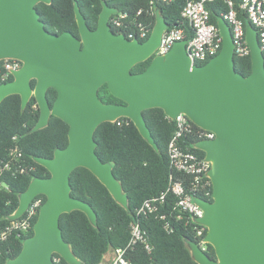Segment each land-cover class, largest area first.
Masks as SVG:
<instances>
[{
  "label": "water",
  "instance_id": "water-1",
  "mask_svg": "<svg viewBox=\"0 0 264 264\" xmlns=\"http://www.w3.org/2000/svg\"><path fill=\"white\" fill-rule=\"evenodd\" d=\"M50 2L0 0V61L22 63L12 72L11 81L0 84V103L18 95L24 110L33 97L39 116L31 132L45 128L50 116L68 126L65 148L56 149L51 158H33L49 177L31 179L8 219L21 217L39 195L45 201L32 236L4 264H53V254L66 264H81L62 238L59 218L81 211L96 227V214L88 203L70 195V174L77 168L87 169L128 209L127 195L112 166L95 152L94 132L102 123L127 118L158 152L142 114L152 108L161 109L171 120L183 114L196 127L214 134L212 140L194 144L210 163L211 200L193 201L203 210L197 223L206 228L204 241L213 248L215 258L186 241L191 258L197 264H264V57L253 27L245 28L251 71L244 77L235 70L234 44L223 18L217 20L220 51L205 64L192 65L186 40L176 42L164 55L152 56L169 27L158 10L149 37L140 42L111 29L109 19L116 9L105 2L95 29L88 28L74 2L79 37L70 32L51 34L35 9L39 3ZM148 59L143 72L131 73L132 67ZM103 85L123 104L103 103L98 97ZM48 89L56 92L51 107Z\"/></svg>",
  "mask_w": 264,
  "mask_h": 264
},
{
  "label": "trees",
  "instance_id": "trees-1",
  "mask_svg": "<svg viewBox=\"0 0 264 264\" xmlns=\"http://www.w3.org/2000/svg\"><path fill=\"white\" fill-rule=\"evenodd\" d=\"M150 0H51L46 5L39 3L35 9L40 21L44 23L47 32L60 35L70 32L79 37L74 15V2H77L86 25L90 30L95 29L101 3L105 2L117 12H126L128 22L145 24L148 32L155 23V11L169 27L182 29L185 39L192 37V31L181 18V10L186 1L197 0H154V12L151 11ZM210 22L217 26V20L223 18L228 7L223 0H214L205 3ZM234 9L244 28L250 25L246 15L239 8V1L234 0ZM141 14L136 16V12ZM147 37V38H148ZM146 38V39H147ZM146 39H139L144 42ZM150 59L136 64L131 69L132 74L143 72L150 63ZM207 61L200 63L205 64ZM0 62V70L2 69ZM235 70L242 76L249 75L251 61L249 55L240 57L234 55ZM0 71V84L12 80V77L3 78ZM32 87L34 82L31 83ZM98 97L103 103L123 104L116 99L103 85L98 89ZM56 98V92L48 89L46 99L51 107ZM145 123L158 148L154 151L140 136L133 123L127 118H120L115 122L100 124L94 132L96 142L95 152L103 163L112 166V173L121 184L127 195L128 209L121 207L109 194L107 189L87 169L77 168L69 177L70 195L88 203L96 214V227L92 226L87 216L81 211H72L62 214L59 218V228L63 240L69 245L74 256L81 264H99L103 256L110 250L124 248L130 238V225L139 223L145 234V243L133 246L125 254L127 264H197L191 258L186 241H193V226L189 217L181 213L177 207V197L167 193L162 201L155 203L156 210L144 217H136V210L146 200L159 199L169 183V178L182 181L189 186L191 177L180 172L169 170L167 146L171 139L175 124L167 119L159 108H152L142 112ZM39 116L38 107L32 97L24 110L20 108V97L10 95L0 103V163L9 158V151L17 147L26 163L33 165L35 171L31 175L11 177L2 175L0 185L4 184L7 190H0V228L9 223L8 217L18 206V196L24 192L31 179L47 178L48 171L36 164L34 157L51 158L56 149H63L67 145L68 126L60 119L50 116L48 125L40 130L31 132ZM194 129H197L193 125ZM196 138L186 135L183 138V147L188 148L201 158L204 153L192 147ZM211 186L209 193L211 195ZM210 195L198 197L211 200ZM42 204L43 195H39ZM37 217L34 218L32 227ZM33 230L16 238L12 236L2 246L0 264L15 258L22 248V241L31 237ZM206 234V233H205ZM145 244L150 248L146 250ZM206 255L214 259V251L207 245ZM62 264H66L61 259Z\"/></svg>",
  "mask_w": 264,
  "mask_h": 264
},
{
  "label": "built area",
  "instance_id": "built-area-1",
  "mask_svg": "<svg viewBox=\"0 0 264 264\" xmlns=\"http://www.w3.org/2000/svg\"><path fill=\"white\" fill-rule=\"evenodd\" d=\"M164 1L171 2L174 0ZM211 1L214 0L186 1L181 10V18L192 31L191 39H185V34L182 29L168 27L163 32L159 45L152 56L164 55L176 42L186 40V51L192 65H199L214 57L221 49L222 40L217 26L210 22L209 13L205 8V3ZM223 1L228 7V11L223 16V19L230 27V33L234 44V55L240 57L247 56L250 54V51L245 40V28L242 21L238 18L237 11L234 9V0ZM237 1H239V8L246 15L250 26L256 31L258 44L264 57V0ZM149 5V9L154 12V0H150ZM140 14V10L136 12V16ZM127 19L128 14L126 12L116 11L115 14L110 16L109 25L115 33L122 34L130 40L133 38L138 40L146 39L148 37L149 30L145 24H137L134 26V21L128 22ZM0 62L2 63V69L0 71L2 72L3 78L12 77V72L20 69L22 66V63L16 59H4ZM165 117L171 120L169 117ZM171 121L175 124V130L167 146L169 170L190 176L192 178L190 185L184 186L182 181H175L173 177H170L166 192L161 195L159 199L144 201L136 210V217H144L153 213L156 210L155 203L162 201L167 193L173 194L177 197L176 205L180 212L186 214L189 220L194 224L193 242L205 252L208 245L204 241L206 228L197 223V220L203 217V210L193 199L199 198L207 201V199L198 197L197 195L200 194L204 197L210 195L209 187L211 186V182L207 175L210 163L188 148L183 147V138L188 134L193 137L195 136L196 143L200 140H212L214 134L199 127L194 129V124L183 114L177 115L176 118ZM194 144L192 145L193 148ZM8 156L9 158L7 161L0 163V178L4 174L15 177L18 175H31L35 171L33 165L25 162L17 147L12 148ZM1 189L7 190V187L1 184L0 190ZM41 205L42 199L38 196L35 197L21 217L10 220L8 224L0 228V259L2 257V246L10 237L15 236L19 238L29 233L32 229L33 220L37 217ZM139 243H145V234L139 223L133 222L130 225V238L126 246L124 248L108 251L110 255L109 258L106 262L101 261L99 264H127L125 254L129 249ZM145 248L147 251L150 250L147 244H145ZM52 262L53 264H62L61 257L53 254Z\"/></svg>",
  "mask_w": 264,
  "mask_h": 264
},
{
  "label": "crops",
  "instance_id": "crops-1",
  "mask_svg": "<svg viewBox=\"0 0 264 264\" xmlns=\"http://www.w3.org/2000/svg\"><path fill=\"white\" fill-rule=\"evenodd\" d=\"M109 253L107 252L105 255H104V257H103V259H102V262H106V260L109 258Z\"/></svg>",
  "mask_w": 264,
  "mask_h": 264
},
{
  "label": "flooded vegetation",
  "instance_id": "flooded-vegetation-1",
  "mask_svg": "<svg viewBox=\"0 0 264 264\" xmlns=\"http://www.w3.org/2000/svg\"><path fill=\"white\" fill-rule=\"evenodd\" d=\"M9 82V81H8Z\"/></svg>",
  "mask_w": 264,
  "mask_h": 264
}]
</instances>
